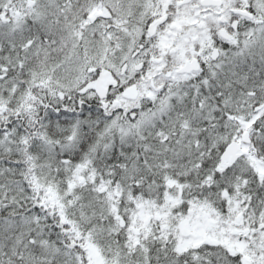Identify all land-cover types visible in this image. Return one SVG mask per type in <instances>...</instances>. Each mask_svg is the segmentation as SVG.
<instances>
[{
  "label": "snow or ice",
  "instance_id": "obj_1",
  "mask_svg": "<svg viewBox=\"0 0 264 264\" xmlns=\"http://www.w3.org/2000/svg\"><path fill=\"white\" fill-rule=\"evenodd\" d=\"M0 264H264V0H0Z\"/></svg>",
  "mask_w": 264,
  "mask_h": 264
}]
</instances>
